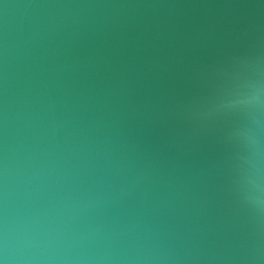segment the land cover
Here are the masks:
<instances>
[{
    "label": "water",
    "instance_id": "1",
    "mask_svg": "<svg viewBox=\"0 0 264 264\" xmlns=\"http://www.w3.org/2000/svg\"><path fill=\"white\" fill-rule=\"evenodd\" d=\"M0 264H264V0H0Z\"/></svg>",
    "mask_w": 264,
    "mask_h": 264
}]
</instances>
